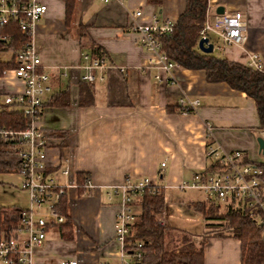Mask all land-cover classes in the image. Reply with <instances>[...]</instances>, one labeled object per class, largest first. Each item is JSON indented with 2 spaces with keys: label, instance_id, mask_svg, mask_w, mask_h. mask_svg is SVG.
I'll return each instance as SVG.
<instances>
[{
  "label": "crops",
  "instance_id": "obj_1",
  "mask_svg": "<svg viewBox=\"0 0 264 264\" xmlns=\"http://www.w3.org/2000/svg\"><path fill=\"white\" fill-rule=\"evenodd\" d=\"M37 2L46 10L34 28L33 47L49 84L38 125L48 133L59 134L51 137L47 170L58 183L65 181L60 174L62 168L73 175L85 173L92 187L82 197L76 189H66L71 237H60L56 227L47 229L43 244L34 251L32 264H59L60 260L117 264L113 226L118 198H108L106 188L118 185L125 177H148L163 193L165 189L181 190V183L202 171L210 161L208 148L238 150L249 160L264 161L256 143L259 132L264 131L259 129L251 98L222 82H207L202 70L178 66L169 80L168 73L143 67L148 55L129 28L128 14L140 9L144 19L154 14L174 22L184 8V0H125L122 4L115 0H74L67 25L64 0ZM207 4L206 18L220 15L215 12L220 6L224 14L239 11L245 24L241 44L216 48L219 41L214 45L213 49L220 51L219 57L245 64L248 55L255 53L264 71V0H207ZM91 44L98 46L106 62L115 68L103 71V80L91 85L89 102L79 105L81 54ZM62 90L68 95L66 106L44 104ZM21 91L22 82L11 69L4 70L0 74V108L9 107L2 102L4 96ZM179 98L197 100V106L187 112L178 111ZM20 184L21 178L14 192L24 191ZM18 204L11 194L0 207L22 210ZM134 210L138 212L136 203ZM200 218V214L193 216L198 223ZM163 227L167 247L178 243L181 234L196 241L204 232L192 233L166 221ZM171 229L177 231L171 234ZM203 261L240 264L238 241L205 237Z\"/></svg>",
  "mask_w": 264,
  "mask_h": 264
},
{
  "label": "built area",
  "instance_id": "obj_2",
  "mask_svg": "<svg viewBox=\"0 0 264 264\" xmlns=\"http://www.w3.org/2000/svg\"><path fill=\"white\" fill-rule=\"evenodd\" d=\"M108 2L110 0H102ZM122 4L125 0H115ZM46 7L37 0H0V25L10 21L17 24L23 35L22 43L15 53V66L11 69L15 78L22 82V91L14 95L4 96L2 102L17 108L26 118L25 126L19 130L0 129V139L11 142L12 150L20 159L18 174L21 176L20 187L27 194L28 204L19 214L16 224L8 234L0 233V264H32L34 251L45 239L46 230L57 227L64 221V215L57 209L60 195L68 188H77L74 175L68 168H62L60 174L63 183L56 182L48 172L47 156L52 146L51 137L47 136L38 125L44 95L49 91L48 74L43 70L40 58L33 47L34 28L44 14ZM130 30L137 34L138 45L148 55L145 59L146 68L154 67L170 73L178 65L169 59L161 50V38L171 33L173 22L165 17L145 14L137 9L129 14ZM245 24L239 11L215 15L206 18L198 32L199 38H208L213 34L222 48L228 45H239L244 39ZM8 36L0 35L6 40ZM214 44H212V49ZM83 70L81 80L95 82L103 80L106 68H115L107 63L104 57H92L87 53L81 54ZM247 66L261 70L260 58L255 53L248 55ZM157 80H161L156 76ZM171 82V81H170ZM197 100L188 101L179 98L177 105L183 112L197 106ZM209 129V126H207ZM263 138V132H259ZM206 155L215 166L210 172H194L190 181L183 182L179 189H197L208 196L215 197L219 204L224 202L227 209L231 202L253 212L257 225L264 230V180L261 170L251 163L252 160L240 151H219L208 148ZM164 163H160L163 166ZM148 177L133 180L125 177L121 183L106 188V195L118 198V210L114 218V240L117 243V264H131L139 258L138 246L133 244L129 251L125 250V237L129 224L135 219L134 200L143 190L154 186ZM92 187L89 179L85 181L84 190L78 194L86 195ZM157 224L164 226L162 215ZM126 258H129L127 261ZM59 264H77L75 260H60Z\"/></svg>",
  "mask_w": 264,
  "mask_h": 264
},
{
  "label": "trees",
  "instance_id": "obj_3",
  "mask_svg": "<svg viewBox=\"0 0 264 264\" xmlns=\"http://www.w3.org/2000/svg\"><path fill=\"white\" fill-rule=\"evenodd\" d=\"M74 7V0H64L65 24L69 23ZM207 0H184V8L173 22L171 33L161 38L162 52L178 66L190 70H202L205 80L209 83L222 82L233 90L244 93L254 102L259 129L264 131V71L251 68L246 64L229 61L211 53H203L197 49L198 32L206 19ZM0 35L8 36L0 39V52H10L8 59H0V74L15 66V53L19 49L23 35L16 22L10 21L0 25ZM82 34H80L81 36ZM92 57H104L102 50L91 44L86 52ZM91 82L82 81L79 84L78 104L85 105L91 95ZM66 106L67 92L62 90L53 94L44 104ZM43 105V103H42ZM182 111V108H178ZM26 118L12 105L0 108V129L19 130L25 126ZM49 137L59 134L48 133ZM261 170L264 180V161H251ZM215 166L209 161L201 172H210ZM20 159L12 150L11 142L0 139V172H18ZM87 174L77 172L74 181L76 192L80 194L85 188ZM138 212L129 224L125 237V250L139 244V258L131 264H204L203 246L205 237L234 238L239 243L240 264H262L264 262V230L257 225L253 212L231 202L227 209L221 211L215 197L191 202L194 211L201 215L204 221V232L195 241L186 234H181L178 243L167 247L163 226L157 224L164 208V197L159 186L146 188L134 200ZM67 197L62 194L58 198V212L64 215V221L56 228L62 238H70V222L66 216ZM21 209L0 207V233L8 234L14 228Z\"/></svg>",
  "mask_w": 264,
  "mask_h": 264
},
{
  "label": "rangeland",
  "instance_id": "obj_4",
  "mask_svg": "<svg viewBox=\"0 0 264 264\" xmlns=\"http://www.w3.org/2000/svg\"><path fill=\"white\" fill-rule=\"evenodd\" d=\"M209 40L214 45H219V40L211 33H208ZM212 54L215 56H221L220 51L212 50ZM10 52H0V59H8ZM18 173H0V205L5 204L8 201L10 195L14 194L16 197L18 206L21 208L27 207L28 199L26 192L22 193L14 192V189L19 186ZM15 186V187H14ZM164 197V210L163 220L169 225L176 228H185L192 233H201L204 231L203 220L200 218L199 223L194 221L193 216L198 213L192 211L189 207L191 202L206 200L209 196L197 189H185V190H163ZM224 202L220 201L221 211L223 210ZM177 231L171 229V234ZM128 261L129 258H126ZM264 263V262H263ZM262 263V264H263Z\"/></svg>",
  "mask_w": 264,
  "mask_h": 264
},
{
  "label": "water",
  "instance_id": "obj_5",
  "mask_svg": "<svg viewBox=\"0 0 264 264\" xmlns=\"http://www.w3.org/2000/svg\"><path fill=\"white\" fill-rule=\"evenodd\" d=\"M216 14H221L222 13V8L220 6H218L215 10ZM197 49L200 52L203 53H211L212 52V43L208 42V38H199L197 40ZM256 143H257V151L259 154H261L262 156H264V138H262L261 136H258L256 138Z\"/></svg>",
  "mask_w": 264,
  "mask_h": 264
}]
</instances>
